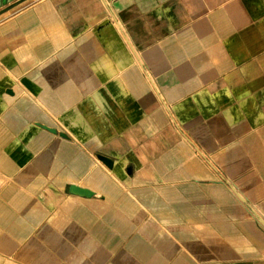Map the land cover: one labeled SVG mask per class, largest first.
I'll return each instance as SVG.
<instances>
[{
  "label": "crops",
  "instance_id": "obj_1",
  "mask_svg": "<svg viewBox=\"0 0 264 264\" xmlns=\"http://www.w3.org/2000/svg\"><path fill=\"white\" fill-rule=\"evenodd\" d=\"M0 264H264V0L1 3Z\"/></svg>",
  "mask_w": 264,
  "mask_h": 264
},
{
  "label": "water",
  "instance_id": "obj_2",
  "mask_svg": "<svg viewBox=\"0 0 264 264\" xmlns=\"http://www.w3.org/2000/svg\"><path fill=\"white\" fill-rule=\"evenodd\" d=\"M6 1H12V0H0V4L1 3H5ZM100 159H102L105 162L107 161L106 158H103V157H101ZM70 191L73 192V193L79 194V195H83V196H90V195H92V192H90V191H88L86 189H83V188H78L76 186H71L70 187Z\"/></svg>",
  "mask_w": 264,
  "mask_h": 264
}]
</instances>
